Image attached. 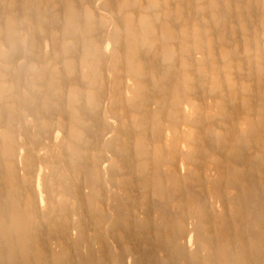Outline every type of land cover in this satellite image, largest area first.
Wrapping results in <instances>:
<instances>
[{"label":"bare ground","instance_id":"obj_1","mask_svg":"<svg viewBox=\"0 0 264 264\" xmlns=\"http://www.w3.org/2000/svg\"><path fill=\"white\" fill-rule=\"evenodd\" d=\"M0 264H264V0H0Z\"/></svg>","mask_w":264,"mask_h":264}]
</instances>
